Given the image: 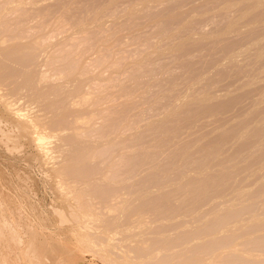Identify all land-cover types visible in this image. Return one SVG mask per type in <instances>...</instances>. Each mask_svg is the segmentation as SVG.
Wrapping results in <instances>:
<instances>
[{
    "label": "rangeland",
    "instance_id": "374dc122",
    "mask_svg": "<svg viewBox=\"0 0 264 264\" xmlns=\"http://www.w3.org/2000/svg\"><path fill=\"white\" fill-rule=\"evenodd\" d=\"M0 264H264V0H0Z\"/></svg>",
    "mask_w": 264,
    "mask_h": 264
}]
</instances>
